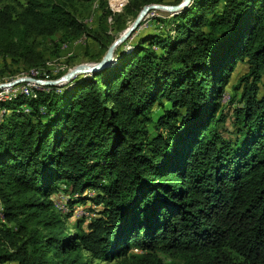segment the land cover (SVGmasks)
<instances>
[{"label":"trees","instance_id":"obj_1","mask_svg":"<svg viewBox=\"0 0 264 264\" xmlns=\"http://www.w3.org/2000/svg\"><path fill=\"white\" fill-rule=\"evenodd\" d=\"M80 1L0 0L5 66L42 68L37 37L86 32ZM162 2L100 0L101 19ZM154 20L112 65L0 101V264H264V0Z\"/></svg>","mask_w":264,"mask_h":264},{"label":"rangeland","instance_id":"obj_2","mask_svg":"<svg viewBox=\"0 0 264 264\" xmlns=\"http://www.w3.org/2000/svg\"><path fill=\"white\" fill-rule=\"evenodd\" d=\"M19 1L24 3L26 0H19ZM107 1L108 4H111L110 10L112 11V13H113L112 8H114L113 15H115L117 13H120L123 7L125 6V4H127V2H129L130 0H107ZM171 1L174 0H164V2L162 3H150V4L174 5L171 3ZM76 4H77V6L75 7L77 10L76 14L78 18L82 22H84L85 25L87 26V31L80 34L79 36H75L68 40H63L61 33H57L50 37H37L35 47L37 48L39 54L42 55L43 62H45V64L43 65L44 67L42 68H33L30 70L29 67H27V65L24 64H19V65L11 64L10 66H5L4 61L0 58L1 61L0 83L13 81L20 77H29L33 73L37 80H42V81L56 80L62 77L64 74L68 73L70 70L74 69L78 65L97 62L103 58V56L105 55L108 49L104 50V48L100 45L98 41L95 40L93 36L98 35L99 37L104 39L105 33L103 30H104V26H106L109 35L115 36L114 38L115 41L120 36V34L125 29H127L128 26H130L131 23L135 20V19L133 21L128 20V22L125 23V25H123L121 29H119L117 27L118 26L117 23H115L114 20L108 19L107 25H105V23L102 21L101 19L102 10L100 6V0H94L91 4H88L84 1L77 2ZM148 14L149 15L141 22V25L138 28L139 31L154 26V24L156 23L154 18L156 16L158 15L163 16L170 13L166 10L155 9V10H151ZM90 32L91 34L94 35L90 36L89 35ZM131 37L132 36H130L121 45L122 46L125 45L127 47V44H129V42L131 41ZM121 45H119L117 49ZM116 50H115V56H116ZM247 69H248V64L246 62L241 61L238 63L237 68L231 79V82L226 88L224 102L228 101L229 98L233 94H235L236 100L234 101V105L238 104L240 91H238L236 94L233 86L237 84L238 77L242 73H244V71L246 72ZM28 70L30 71L28 72ZM41 86H45V85H41ZM58 86H62V85H58ZM4 90L5 89H1V92H3ZM5 96L6 94L5 95L0 94V99L2 98V100L0 101L5 102L4 101ZM25 110L27 111L29 110V108L25 107ZM161 113H162V107L160 105H157L154 109V114H153L154 119L155 120L158 119ZM226 125L229 127L230 122L228 121ZM151 131L153 132V134H155L156 130L155 128H153V125H151ZM57 205L59 206V207L57 206L59 209L62 210L65 209L64 204L57 203ZM83 212L84 209L79 206L78 211H76V214L80 215L83 214ZM72 220H74V217ZM72 220L69 221L70 226L72 225L73 222ZM99 264H115V262H108V263L100 262Z\"/></svg>","mask_w":264,"mask_h":264},{"label":"water","instance_id":"obj_3","mask_svg":"<svg viewBox=\"0 0 264 264\" xmlns=\"http://www.w3.org/2000/svg\"><path fill=\"white\" fill-rule=\"evenodd\" d=\"M192 0H182L178 4L174 5H162V4H149L145 5L142 10L139 12L138 16L135 18V20L131 23L130 26H128L127 29H125L120 36L109 46L107 52L103 56V58L97 62L89 63V64H81L76 66L74 69L70 70L68 73L64 74L62 77L56 80H48V81H42L40 82L45 83L49 86H58L63 85L69 81H71L74 77L80 75V74H89L97 72L101 69H104L110 65H112L115 61V50L119 45H121L123 42H125L130 36L133 35V33L139 28L141 25V22L149 15L148 13L151 10L160 9V10H166L170 14L175 15L182 11L184 8L189 6L191 4ZM33 77H20L17 78L11 82L5 83L4 85H0L1 87H8L13 86L19 82L23 81H34ZM39 81V80H36Z\"/></svg>","mask_w":264,"mask_h":264},{"label":"bare ground","instance_id":"obj_4","mask_svg":"<svg viewBox=\"0 0 264 264\" xmlns=\"http://www.w3.org/2000/svg\"><path fill=\"white\" fill-rule=\"evenodd\" d=\"M29 77H33L34 79H36L34 76V73L31 74V76H29ZM36 80H34V81H36ZM28 82H32V81L19 82L18 88H27ZM29 87H36V88L41 89L43 86H41L39 84H31V85H29ZM29 87L25 91H24V89H17V91H16V87H9V94H13V95H8V89H5L3 92H1V94H4V95L6 94V96L4 97L5 98L4 101H7V100H11L17 93H28ZM0 100H2V98Z\"/></svg>","mask_w":264,"mask_h":264},{"label":"built area","instance_id":"obj_5","mask_svg":"<svg viewBox=\"0 0 264 264\" xmlns=\"http://www.w3.org/2000/svg\"><path fill=\"white\" fill-rule=\"evenodd\" d=\"M108 5H109V8H111V4H108ZM112 9H113V13H114V8H112ZM9 82H11V81H9ZM6 83H8V82H6ZM4 84H5V82L4 83H0L1 86L4 85ZM31 84H39V85H46L47 86V84L40 82V80L39 81L28 82V87ZM9 87H16V91H17V89H24V91H25L28 88V87L27 88H18V83H17V84H15L13 86L1 87L0 88V94H1V89H8V95H13V94H9Z\"/></svg>","mask_w":264,"mask_h":264}]
</instances>
